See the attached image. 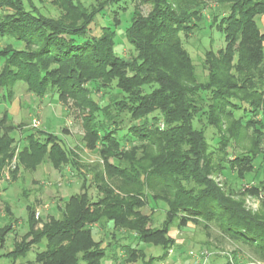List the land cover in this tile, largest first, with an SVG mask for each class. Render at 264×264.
I'll list each match as a JSON object with an SVG mask.
<instances>
[{
	"label": "trees",
	"instance_id": "obj_1",
	"mask_svg": "<svg viewBox=\"0 0 264 264\" xmlns=\"http://www.w3.org/2000/svg\"><path fill=\"white\" fill-rule=\"evenodd\" d=\"M26 1L0 0V40L14 41L0 46L3 97L11 101L16 83L23 82L36 96L56 94L64 103L77 104L83 111L85 144L99 153L106 174L96 172L90 179L89 186L95 184L98 191L96 200L83 185L81 193L69 196L60 216L48 218L39 231L34 230L33 206H26L29 239L6 255L23 256L44 240V249L35 256L38 264H101L107 251L95 241L92 225L111 222L134 233L139 242L162 248L160 257L145 261L143 249L124 247L125 262L141 258L142 264H152L175 246L169 235L173 227L204 220L243 243L250 256L264 264V207L250 210L235 198L241 191L213 179L230 171L232 183L239 182L252 174L258 157L264 168V33L256 23L264 14V0H216L228 14L219 19L212 14L205 22L207 6L200 1L142 0L149 12L136 10L124 30L136 51L128 57L114 51L118 17L94 32L90 27L106 6L123 0H95L98 5L89 8L59 0V18ZM71 11L79 24L67 21ZM203 24L225 36L223 48L205 51L204 79L180 37L199 32ZM238 111L242 115H234ZM258 113L260 120L255 119ZM8 119L4 110L0 172L15 148ZM208 126L218 134L215 146L208 143ZM249 129L244 152L234 155V142ZM45 160L57 169L78 167L74 151L57 135L32 129L25 134L12 178ZM79 175L87 181L85 174ZM258 191L252 186L249 193ZM149 200L165 208L159 227H147L151 217L141 213ZM10 229V223L0 226V248Z\"/></svg>",
	"mask_w": 264,
	"mask_h": 264
},
{
	"label": "rangeland",
	"instance_id": "obj_2",
	"mask_svg": "<svg viewBox=\"0 0 264 264\" xmlns=\"http://www.w3.org/2000/svg\"><path fill=\"white\" fill-rule=\"evenodd\" d=\"M21 1L27 2L26 0ZM31 1L39 11L47 16L59 18L62 13L56 4L59 0ZM73 1L81 2L88 8L91 4L98 5L95 0ZM169 1L172 4L175 2V0ZM181 1L185 2V0ZM197 1L207 6L203 10V14L206 16L204 22L211 19L212 14H218V19L222 15L228 14V9L221 8L216 0ZM136 10L146 15L150 10V6L142 3V0H123L118 4L108 5L100 14L94 17L90 27L94 32L99 27L112 24V19L118 17L121 23L115 27L114 51L117 55L124 57L135 55L136 51L128 42L124 30ZM77 17L71 11L67 21L79 24L80 21L78 22ZM256 23L259 31L264 33V14L256 17ZM180 37L184 47L192 57L196 73L204 79L206 75L204 67L205 51L212 50L216 52L218 49L223 48L225 46L224 33L217 30L215 26L210 28L205 25L199 32L190 34L185 38L183 35H180ZM13 42L12 40L6 42L0 40V46H3L4 43ZM14 45L18 46L19 44ZM3 92V90H0V117L4 110L9 115L7 124L14 127L11 134L15 138L13 144L15 148L12 157L5 162L0 172V226H6L7 223H10L11 226L10 231L5 234L3 246L0 248V264H38L35 261V256L36 253L44 249V240L33 244L23 256L13 258L6 255L27 238L25 235L29 230V222L26 206H33L34 220L37 221L34 230L39 231L48 218L60 216L70 195L81 193L83 185L89 186L93 173L103 172L104 175L106 171L96 149L91 150L85 144V130L81 119L83 111L80 110L77 104H74L71 100L64 103L57 99L56 94L36 96L26 90V85L23 82L16 83L11 101H7L3 97ZM234 115L239 116L242 113L238 111ZM261 116L262 114L258 113L255 119L260 120ZM33 119L38 121L37 127L33 126ZM200 123L197 122L196 125L200 127L202 125ZM224 124H227V120ZM205 128L208 143L215 146L218 141L215 128L211 126ZM32 129L57 135L66 147L74 151L78 167H72L68 164L57 169L48 160H45L34 170L20 169L13 179L11 171L16 168L18 154L24 144L25 134L32 132ZM250 133L249 129L247 136L238 140L239 142H234V155L244 152L242 145H248ZM133 143L135 144L136 141H133ZM127 145L129 147V144ZM260 145L262 149L264 138ZM260 163L261 158H256L252 174L249 173L245 179L239 182L237 180L236 184L231 181L234 173L230 171H225L226 174H224L228 178L216 173L213 179L218 183L226 182V187L231 186L235 190L241 191L235 198L243 200L247 208L256 211L264 207V192L261 190V186H264V168L259 167ZM80 173L82 176L84 174L87 176V181L83 182ZM252 176L254 177L252 178ZM94 186L95 184H91L88 189V194L93 201L99 196ZM252 186L257 187L258 193H249ZM141 213L151 217V223H148L147 227H159L164 220L165 208L160 203L155 205L149 200L147 205L141 208ZM92 227L95 241H100L107 251V259L103 260L101 264H142L141 258L136 262H125L126 248L124 247L126 245L143 249L145 261L148 260L149 256L158 257L163 253L161 247L139 242L134 237V233L124 228L116 229L111 222H106L101 226L93 224ZM169 235L174 240L175 246L168 249L167 255L163 259L156 258L152 264H228V260L231 258L233 261L236 258L237 261L241 260L244 263L248 262V264H263L250 256L248 248L243 243L228 237L214 223H207L204 220H198L197 222L190 220L183 227H173ZM205 252L208 253L207 259L203 258Z\"/></svg>",
	"mask_w": 264,
	"mask_h": 264
},
{
	"label": "crops",
	"instance_id": "obj_3",
	"mask_svg": "<svg viewBox=\"0 0 264 264\" xmlns=\"http://www.w3.org/2000/svg\"><path fill=\"white\" fill-rule=\"evenodd\" d=\"M238 262H239V263H238ZM240 263H241V264H242V263H243V264H248V262H245V263H244V261H241V260H238V261H237L236 258H235L234 261L232 260V258H231L230 260H228V264H240Z\"/></svg>",
	"mask_w": 264,
	"mask_h": 264
},
{
	"label": "built area",
	"instance_id": "obj_4",
	"mask_svg": "<svg viewBox=\"0 0 264 264\" xmlns=\"http://www.w3.org/2000/svg\"><path fill=\"white\" fill-rule=\"evenodd\" d=\"M37 125H38V121L36 119H33V126L37 127ZM203 255H205L203 258L207 259L208 253L205 252ZM198 264H200V263H198ZM256 264H258V263H256Z\"/></svg>",
	"mask_w": 264,
	"mask_h": 264
}]
</instances>
